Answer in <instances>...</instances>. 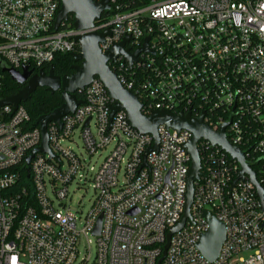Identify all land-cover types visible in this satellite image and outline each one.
I'll list each match as a JSON object with an SVG mask.
<instances>
[{
    "label": "built area",
    "instance_id": "2783aa9c",
    "mask_svg": "<svg viewBox=\"0 0 264 264\" xmlns=\"http://www.w3.org/2000/svg\"><path fill=\"white\" fill-rule=\"evenodd\" d=\"M109 6L89 28H62L64 22L53 32L59 0H0V92L2 63L37 72L56 55L77 52L74 36L108 29L98 44L102 53L126 36L124 48L133 53L148 36L135 62L118 55L108 63L142 115L190 112L213 132L230 121L226 140L243 151L264 190V0H109ZM80 94L83 103L60 125L47 124L48 151L35 152L27 167L41 131L29 126L23 103L0 107V264H264V194L261 201L248 175L236 179L238 161L204 138L196 141L200 169L189 217L158 263L184 213L192 133L160 124L157 148L147 152L152 134L134 128L124 110L110 117L114 100L98 77ZM102 152L101 163L90 165ZM86 181L94 197L81 215L65 200L70 185ZM203 210L225 227L211 261L197 248L208 228ZM89 236L94 255L78 259L83 239L89 250Z\"/></svg>",
    "mask_w": 264,
    "mask_h": 264
},
{
    "label": "water",
    "instance_id": "95a60500",
    "mask_svg": "<svg viewBox=\"0 0 264 264\" xmlns=\"http://www.w3.org/2000/svg\"><path fill=\"white\" fill-rule=\"evenodd\" d=\"M109 11V0H59V9L54 19L53 32H56L61 25L67 21L70 15L74 18L73 27L82 30L91 27L96 19H99L103 13H108ZM108 34L109 30L105 29L102 32H90L73 37V41L78 44V51L71 53L74 64L71 67L72 72L70 74H56L52 65L47 72L43 69L33 72V70L29 69L27 66H23L21 70H16L2 63L1 71L3 73L9 75L13 81L25 85L16 93L1 98L0 107L3 105H12L15 110L19 104L28 101L31 94L37 88H44L51 94L57 91L60 93L62 103L49 113L40 115L34 124V126L39 127L42 140L41 144L25 158V167L29 165L35 152L44 153L48 151L46 134L47 124L56 122L60 125V120L64 115L72 113L79 104L83 103V100L80 99L77 94H80L94 77H98L103 82L108 95L114 100L111 106L110 117H112L116 111L124 110L130 124L134 128L141 133L152 134L154 144L147 152L157 148L158 125L165 124L167 127L176 130L182 128L189 130L192 133V137L185 146L191 162L187 174V192L184 213L179 223L172 227L167 233L163 248V256L159 259V263L165 255L171 235L180 230L189 217V208L193 198V181L198 179L200 169V161L196 150V141L200 138L209 140L212 145L220 146L233 159L238 161L240 171L236 179L241 178L244 174L248 175L261 201L263 200L264 190L257 181L255 172L251 169L252 165L245 161L243 151L232 146L226 140L224 130L230 121L221 125L218 132H213L203 123L202 116L194 118L191 116L190 112L186 114L181 112L175 115L166 110H155L148 117L143 116L140 111L141 104L137 97L119 83L108 63L110 61H115L118 55L124 56L129 64L135 62L138 53L140 51H146L149 37L146 36L143 45L133 53H130L128 49L124 48L125 43L129 40V36L124 37L119 43L114 44L110 50L102 53L98 44L103 40V37ZM202 216L206 219L208 228L200 235L197 241V248L211 261L217 257L219 249L225 239V227L222 222L214 217L211 211L203 210ZM100 226L101 215L98 217L93 230L94 235L99 233Z\"/></svg>",
    "mask_w": 264,
    "mask_h": 264
},
{
    "label": "trees",
    "instance_id": "16d2710c",
    "mask_svg": "<svg viewBox=\"0 0 264 264\" xmlns=\"http://www.w3.org/2000/svg\"><path fill=\"white\" fill-rule=\"evenodd\" d=\"M73 21L74 18L72 15H70L62 28L72 27ZM73 64L74 62L71 53L58 54L55 56L54 60L51 63L43 66V70L47 72L49 67L52 65L56 74H70L72 72L71 67ZM3 80L4 87L0 92V97H6L8 95L16 93L24 85L13 81L6 73H3ZM77 96L80 97L81 94H77ZM61 103L62 100L58 91L51 94L44 88H37L31 94L30 99L23 103V106L25 107L29 116V126L34 125L40 115L49 113L50 111L58 107ZM254 169L257 171L256 166H254Z\"/></svg>",
    "mask_w": 264,
    "mask_h": 264
},
{
    "label": "rangeland",
    "instance_id": "374dc122",
    "mask_svg": "<svg viewBox=\"0 0 264 264\" xmlns=\"http://www.w3.org/2000/svg\"><path fill=\"white\" fill-rule=\"evenodd\" d=\"M75 141L78 144H80V141L78 140V138H76ZM72 147L74 148L75 151H78V148L76 145L73 144ZM105 154H106V152H102V155H100V156L96 155V156L92 157L90 159V165L97 167L101 163ZM93 197H94V191H93V188L91 186V181H86L84 183L80 182V184L78 186H76L75 184H72L69 186L68 198L65 200V203H66V206L70 207V209L77 210L79 212V214L84 215L86 213V211L88 210ZM89 238L91 240L89 250H88L87 244L85 242V239H83L82 242L79 244V246H78V250H79L78 259H80L85 254H87L88 251H89L90 257H93L94 250H95L94 237L89 236ZM244 255H246V254H244Z\"/></svg>",
    "mask_w": 264,
    "mask_h": 264
},
{
    "label": "flooded vegetation",
    "instance_id": "af4514ba",
    "mask_svg": "<svg viewBox=\"0 0 264 264\" xmlns=\"http://www.w3.org/2000/svg\"><path fill=\"white\" fill-rule=\"evenodd\" d=\"M24 85H25V84H24ZM24 85H23V87H24ZM23 87H22V88H23ZM22 88H21V89H22Z\"/></svg>",
    "mask_w": 264,
    "mask_h": 264
}]
</instances>
